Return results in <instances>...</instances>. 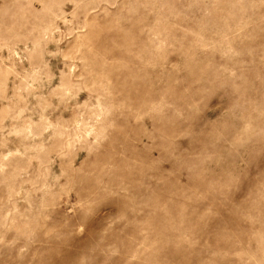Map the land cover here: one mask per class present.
Returning a JSON list of instances; mask_svg holds the SVG:
<instances>
[{
	"label": "rangeland",
	"instance_id": "rangeland-1",
	"mask_svg": "<svg viewBox=\"0 0 264 264\" xmlns=\"http://www.w3.org/2000/svg\"><path fill=\"white\" fill-rule=\"evenodd\" d=\"M0 264H264V0H0Z\"/></svg>",
	"mask_w": 264,
	"mask_h": 264
}]
</instances>
